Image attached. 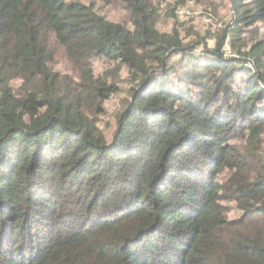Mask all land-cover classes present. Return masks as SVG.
<instances>
[{"label": "trees", "instance_id": "obj_1", "mask_svg": "<svg viewBox=\"0 0 264 264\" xmlns=\"http://www.w3.org/2000/svg\"><path fill=\"white\" fill-rule=\"evenodd\" d=\"M173 1L0 0V264H264V0Z\"/></svg>", "mask_w": 264, "mask_h": 264}, {"label": "rangeland", "instance_id": "obj_2", "mask_svg": "<svg viewBox=\"0 0 264 264\" xmlns=\"http://www.w3.org/2000/svg\"><path fill=\"white\" fill-rule=\"evenodd\" d=\"M205 2L206 0H174V5L169 6V9H174V13L177 17V20L180 24H182V32L184 36L187 34L188 31L191 30L192 32L198 34L190 36L188 40L196 41L197 38H203V40H206L209 48H214L216 46V36H221L222 31L225 29L226 25L231 21L233 15L227 10H215L217 7L222 5V0H217V2L212 6L210 4H206ZM163 4L165 5L166 3L163 2ZM111 14L117 16V18H122L120 8L113 10ZM171 22L172 20L170 19L164 21L162 20L161 26L166 29H170ZM224 50L225 55L227 57L232 58L236 55V53L230 48L229 43H227ZM52 51L54 56L52 65L54 66V68L59 69L63 72H72V67L68 63L62 48L57 45H54L52 46ZM93 61L96 72L98 74L104 72L105 69L108 67V63H106L105 61L96 58H94ZM177 61L178 58L175 59V62ZM110 72L114 73L115 69H112ZM126 77L127 71L122 70L119 76L115 79L119 82L121 92L119 95L114 96L108 103V113L104 117H102V121L100 122V126L102 128L108 129L111 133L116 128L115 114L117 113L118 109H122V105L119 106V104L121 103L123 98L130 97Z\"/></svg>", "mask_w": 264, "mask_h": 264}]
</instances>
